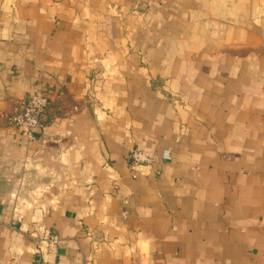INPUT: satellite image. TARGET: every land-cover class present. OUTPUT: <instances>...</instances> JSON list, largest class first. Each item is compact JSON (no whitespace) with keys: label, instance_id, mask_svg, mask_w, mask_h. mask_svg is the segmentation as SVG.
<instances>
[{"label":"crops","instance_id":"obj_1","mask_svg":"<svg viewBox=\"0 0 264 264\" xmlns=\"http://www.w3.org/2000/svg\"><path fill=\"white\" fill-rule=\"evenodd\" d=\"M49 263L264 264V0H0V264Z\"/></svg>","mask_w":264,"mask_h":264},{"label":"built area","instance_id":"obj_2","mask_svg":"<svg viewBox=\"0 0 264 264\" xmlns=\"http://www.w3.org/2000/svg\"><path fill=\"white\" fill-rule=\"evenodd\" d=\"M49 105V96L44 89L37 90L32 95L23 100H19L14 111L8 116L10 124L25 128L28 136H32L33 129L44 125V114ZM131 158L135 163L151 162L150 153L143 149L134 147L131 150ZM51 240H57V236L50 237ZM50 264V263H49Z\"/></svg>","mask_w":264,"mask_h":264},{"label":"rangeland","instance_id":"obj_3","mask_svg":"<svg viewBox=\"0 0 264 264\" xmlns=\"http://www.w3.org/2000/svg\"><path fill=\"white\" fill-rule=\"evenodd\" d=\"M150 3H152V2H155V1H158V0H148Z\"/></svg>","mask_w":264,"mask_h":264}]
</instances>
